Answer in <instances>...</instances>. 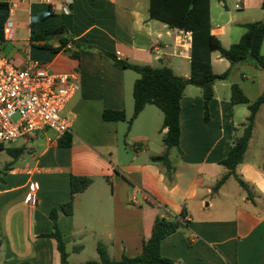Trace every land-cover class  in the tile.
I'll list each match as a JSON object with an SVG mask.
<instances>
[{"label":"crops","instance_id":"obj_1","mask_svg":"<svg viewBox=\"0 0 264 264\" xmlns=\"http://www.w3.org/2000/svg\"><path fill=\"white\" fill-rule=\"evenodd\" d=\"M1 1L10 6L6 25L14 38L4 35L0 54L20 67L28 61H39L56 74L79 70L81 89L63 112L72 120L70 147L51 142L53 131L21 140L20 145L11 144V148L26 151L0 179V264H61L56 240L42 235L53 231L49 212L71 200L72 176L90 177L92 184L75 196L73 214H62L58 222L70 264L86 262L76 261L75 257L90 245L98 254L99 243L106 246L112 259L137 256L157 216L181 215L182 227L161 243L165 257L178 264H264L263 165L252 161L242 166L251 196L238 184L241 205L229 214L220 208L221 216L216 217L215 210L204 208L205 199L209 195L220 197L233 178L213 192L227 172L220 162L243 134L249 116L248 106L243 110L232 104L231 90L224 96L218 94L217 82L221 80L215 83V95L209 102V121L205 119L201 89L188 86L184 92L180 150L172 148L169 152L171 174L177 180L174 184L166 166L152 161L166 150L163 137V144L155 137L160 117L155 105H147L131 127L128 121L104 119L106 110H124L131 118L138 77L131 74L135 71L117 65L99 50L135 64H164L176 75L189 77L191 34L152 19L150 0H72L69 15L61 11L64 0ZM210 16L212 33L225 47L240 40L244 31L233 20L227 25H213L212 0ZM59 26L66 27L82 45L78 60L55 51L56 39L52 41L53 49L36 39L44 30ZM237 65L231 75L241 69ZM250 66L258 71L253 64ZM212 67L216 74H222L231 64L214 52ZM235 84L246 95L241 83ZM263 107L257 114L249 147ZM137 121H142L143 133L136 132ZM160 132L165 135L164 129ZM152 151L156 153L150 155ZM33 191L37 193L35 205L31 202Z\"/></svg>","mask_w":264,"mask_h":264},{"label":"trees","instance_id":"obj_2","mask_svg":"<svg viewBox=\"0 0 264 264\" xmlns=\"http://www.w3.org/2000/svg\"><path fill=\"white\" fill-rule=\"evenodd\" d=\"M223 2L224 0H219ZM211 0H150L149 14L154 20L166 24L169 28L180 29L189 32L192 36L191 48V74L189 77L176 75L167 65L153 67L131 63L120 58L115 53L99 50L107 55L117 65L135 71L139 77L134 83V111L131 118H127L124 110H106L104 119L108 121H128L129 127L140 115L147 105H155L163 113L162 130H165L163 142L166 147L162 155L152 157V161L163 163L169 174L172 165L169 160V152L172 148L180 150V114L181 100L188 86L201 89L204 102L205 119L209 121V102L214 98V85L218 80L227 79L234 66L252 59L255 66L264 71V54L262 45L264 42V21L247 22L242 26L245 29L242 37L237 43L225 47L221 39L212 33L210 16ZM226 7V5H225ZM10 16V6L7 2H0V43L4 42V26ZM36 39L45 41L44 47L52 48L53 39L58 46L55 51H63L73 59H79V49L82 45L75 41L64 26L49 28L40 33ZM70 45V47H69ZM88 49H97L93 46H85ZM218 52L220 56L228 60L231 67L222 74H216L212 67V53ZM231 102L233 105L245 104L249 109V116L244 124L243 134L234 140L227 156L220 162L227 172L218 180L213 187V192H218L226 181L233 177L237 183L251 196L249 185L237 173V168L244 161L249 143L253 137L257 114L264 105V91L253 102L244 94L238 84L231 86ZM61 147L72 145V135L67 133L58 141ZM6 151L12 160L1 175L12 169L14 162L19 159L25 148H6L0 145V151ZM92 184V178L84 176H72L71 178V200L64 203L60 208H54L49 212L53 222V231L43 234L42 237H50L56 240L60 254L61 264H70V254L67 250V242L61 232L58 222L62 214L72 215L74 211V198L77 194L86 191ZM182 215L176 218L157 216L153 222L151 231L143 238L142 251L139 255L130 257L123 255L120 260L109 256L106 246L99 243L97 246L98 260H89L82 264H178L175 260L165 257L161 253L162 241L177 232L182 227ZM79 251L80 248H75ZM20 264H31L23 262Z\"/></svg>","mask_w":264,"mask_h":264},{"label":"built area","instance_id":"obj_3","mask_svg":"<svg viewBox=\"0 0 264 264\" xmlns=\"http://www.w3.org/2000/svg\"><path fill=\"white\" fill-rule=\"evenodd\" d=\"M71 5L72 0H64L61 11L69 15ZM4 35L14 38L10 26H4ZM80 89L79 70L56 74L39 61L20 67L0 54V145L15 144L45 131H53L50 141L58 143L71 133L72 120L63 112ZM31 202L37 203L35 191Z\"/></svg>","mask_w":264,"mask_h":264},{"label":"rangeland","instance_id":"obj_4","mask_svg":"<svg viewBox=\"0 0 264 264\" xmlns=\"http://www.w3.org/2000/svg\"><path fill=\"white\" fill-rule=\"evenodd\" d=\"M146 2L148 0H142ZM226 5V7H225ZM212 11L214 18V26H222L227 25L228 21L233 20L235 24H238L241 31L245 32L243 24L247 22L253 21H264V0H224L223 2L219 0H212ZM264 44V43H263ZM262 54H264V45L262 46ZM249 64V65H248ZM255 66V63L252 59H249L245 62L239 63L236 68H241L240 70H235V73L229 76L225 80H221V82H217L218 84V94L225 95L229 94L231 90V86L235 83H241V86L245 90L247 97L251 102L255 101L263 92L264 89V71L258 69L255 70L252 65ZM244 66V67H241ZM241 73L244 74L245 77L242 78ZM137 77L139 75L137 73ZM219 81V80H218ZM222 84H225V87H221ZM195 88V87H193ZM197 89V88H196ZM157 112H159V120H158V128L155 132V137L159 144H163L162 137L163 134L160 132L163 124V113L161 110L156 109L157 107H153ZM239 108L246 110L247 105L241 104ZM133 113V109L129 114ZM261 117L259 119V123L255 130L254 141L251 143V147L248 148L246 155L244 157V162L238 166L237 173L244 179L243 176L244 171L243 167L248 162H256L260 163L264 166V107L262 109ZM241 121V118H238ZM135 130L137 133L144 132V125L142 121H137L135 123ZM21 140L13 145H20ZM11 144H5V147H11ZM156 151V149H153ZM156 152H150V155H154ZM177 155V154H176ZM12 160V157L6 151H0V170L5 167V165ZM175 162V159H174ZM173 184L177 182L175 179L176 176L172 175ZM211 180L207 179L209 183ZM216 180H214L213 184ZM206 189H203L201 192L204 193ZM241 190L240 186L236 182L234 178H231L227 187L223 191V194L220 197H216L215 195H209L205 199L204 208L207 211L215 210L216 217L221 216L220 208H225L226 213L229 214V211L234 207L241 205L237 193ZM210 203H213L210 204ZM224 210V209H223ZM98 254L94 250V245L89 246L87 251L83 253L81 256H76V261H85V260H98Z\"/></svg>","mask_w":264,"mask_h":264}]
</instances>
